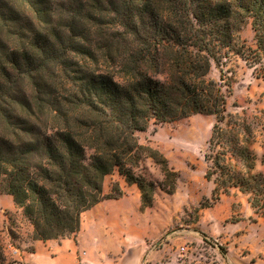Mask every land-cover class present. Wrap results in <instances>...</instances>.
Returning <instances> with one entry per match:
<instances>
[{
	"label": "trees",
	"instance_id": "16d2710c",
	"mask_svg": "<svg viewBox=\"0 0 264 264\" xmlns=\"http://www.w3.org/2000/svg\"><path fill=\"white\" fill-rule=\"evenodd\" d=\"M249 21L254 47L240 36ZM229 50L264 60V0H0V194L33 239L76 233L84 211L121 197L118 183L103 191L115 169L138 187L140 209L151 205L156 185L134 171L143 157L173 192L177 172L136 133L195 114L215 118L204 154L213 188L200 208L237 188L264 215L259 121L227 111L222 69L208 77Z\"/></svg>",
	"mask_w": 264,
	"mask_h": 264
},
{
	"label": "rangeland",
	"instance_id": "374dc122",
	"mask_svg": "<svg viewBox=\"0 0 264 264\" xmlns=\"http://www.w3.org/2000/svg\"><path fill=\"white\" fill-rule=\"evenodd\" d=\"M240 36L254 47L250 21ZM220 69L231 79L227 111L259 121L252 148L256 169L264 171V60L251 65L229 50L220 65L211 61L208 77L219 81ZM214 120L213 115L195 114L166 123L150 121L136 133L139 143L161 152L177 172L174 190L159 187L163 174L149 157L134 169L156 185L151 205L143 210L136 184L127 183L117 169L105 176L104 193H114L118 183L124 194L82 213L83 246L75 264H125L134 250L141 252L139 264H251V258H264V215L255 212L248 193L232 188L212 206L200 208L213 188L204 177V154ZM7 198L12 203L7 195L0 200V264H15V252L27 248L31 223Z\"/></svg>",
	"mask_w": 264,
	"mask_h": 264
},
{
	"label": "crops",
	"instance_id": "0c3cea01",
	"mask_svg": "<svg viewBox=\"0 0 264 264\" xmlns=\"http://www.w3.org/2000/svg\"><path fill=\"white\" fill-rule=\"evenodd\" d=\"M4 195L6 194H0V200ZM10 198L12 201L11 196ZM7 199L9 201V198ZM11 204H13V201ZM82 231L83 228L80 225L76 236L71 235L61 239L41 241L33 239V228L30 224L27 230L28 243L25 244L27 248L15 252L18 254V259L15 264H75L77 250L83 246L80 239ZM140 259V250L138 252L134 250L128 254L125 264H139ZM251 264H264V258H251Z\"/></svg>",
	"mask_w": 264,
	"mask_h": 264
}]
</instances>
